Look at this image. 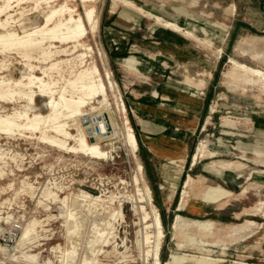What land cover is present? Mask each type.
Returning <instances> with one entry per match:
<instances>
[{"label":"rangeland","instance_id":"obj_1","mask_svg":"<svg viewBox=\"0 0 264 264\" xmlns=\"http://www.w3.org/2000/svg\"><path fill=\"white\" fill-rule=\"evenodd\" d=\"M37 1L40 3L39 6ZM175 1L160 0V3L169 4ZM111 2L112 0H94L88 3L89 7L95 8L97 29L91 30L88 27V34L83 41L84 49L79 47L80 53L87 54V67L97 66L103 80L110 72L111 79L118 87L116 90L108 91L110 110L102 109L100 103L102 98L94 99L86 113L91 112L90 107L92 106L102 109V114L94 118L93 114H89L83 118L84 126H88L87 132H90L89 137L99 131V122L106 123L107 133L102 135L100 145L110 151V156L108 159L101 160L82 154H72L42 142L39 139V133L25 132L23 135L19 133L2 135L0 133V151L7 163L6 165L0 163V166L5 167L6 172L0 179V218H2L0 220V247L3 246L6 249L2 247L5 251L0 252L8 254V256H3L0 253V259L4 261L2 264H65V262L66 264H83L85 260H88V264H150L146 260V246L142 245V231L144 232L142 215L135 213L131 201V197L135 195L138 198V187L147 195L146 186L150 188L153 198V204L148 202L147 210L153 214V206H155L163 223L165 237L160 252L161 264L170 261L172 256L171 264H264L255 259L259 256L257 254L259 251L255 248L260 247L264 239V224L261 221L248 216L234 220L230 213L231 209L213 210L202 218H195L182 212H173L171 207L167 212L158 202L152 193V187L148 184L139 140L137 139L140 147L137 153L131 156L124 140L116 135L113 123L123 125L128 120L137 137L126 101L128 82L137 81L134 78L136 75L133 74L137 66L135 59H127L123 62V66L119 67L113 64L107 56L105 46L101 41V22L107 15ZM3 3L4 0H0V5ZM205 3L202 2L199 12L201 21H205L204 19L207 18L205 15L209 12ZM64 4H67L66 0H51L50 3L44 0H24L21 8L16 7V10L11 11L12 16L9 19L7 30L23 34L36 29L45 23V17L52 9L60 8ZM68 6L73 9L76 17L84 16V6L79 0L68 1ZM168 7L167 11L175 14V9ZM219 12L217 10L215 15L208 18L213 22L210 26L200 22L196 31L187 29L199 38L187 36L192 41L193 50L208 61L209 66L215 65L216 68L212 71L211 68L205 69L198 63L194 67H187V70L177 67L178 72L183 73V76H180L174 73L175 64L169 63L165 79L182 77V80H186L188 77L189 82L195 83L199 79L205 80L207 72H212L209 91L204 90L203 92L210 96L209 109L213 113L198 135L196 142L198 152L195 160L205 157L207 153L214 157L215 153L209 150H215L216 158L205 162L216 161L213 167L217 171L235 169L237 172L233 175L241 174L242 178L237 183L239 193L235 191L231 193L225 189L226 187L223 188L211 182L205 183L202 180L195 185L200 192L205 190L207 201L216 202L223 197L227 199L233 197V210L252 212L258 214L259 217L261 215L264 217V82L247 75L230 62L231 58H234L250 67L264 71V29L260 27L251 29L245 25L234 24L231 28V33H234L232 39L222 42L223 40H219L216 35L226 33L227 30L224 31V29L228 27L218 23L219 18L222 17ZM6 19L7 15H4L2 20ZM3 31L0 30V32ZM56 45L57 50L67 47L61 43H56ZM68 47L71 50L72 44ZM52 50L56 51V49ZM15 51L3 53L0 49V77L19 79L26 72L24 64L27 59ZM78 54L68 56L58 54V57L54 58L72 60ZM33 57L39 58V53H34ZM131 60H134V65ZM31 62L38 67H44L43 63L35 59ZM171 66L175 69L170 68ZM62 67L63 75L69 78L71 76L70 66L64 64ZM35 73L42 75V69L36 68ZM54 76L55 80H59V86H63L64 81L60 80L57 74ZM121 100L125 103V112L118 108V102L121 103ZM46 101L44 97H36L37 110L43 114L48 113L45 106ZM24 105L25 102L0 101V114L5 116L14 112L15 109L23 110ZM71 124H73L71 132L76 135L78 124L76 122ZM138 164L143 166L141 173L138 170ZM227 165L231 167H225ZM240 165L242 167H239ZM135 176L140 178L139 186L135 182ZM46 191L56 193L58 197L68 198L70 208L74 207L72 204L74 196L83 191L94 196L103 195L107 201L105 208H111L104 211L100 208L96 211L87 205L86 207L77 206L75 211L78 212L77 216H80L81 229L72 237L69 233L70 226L64 219L66 207L58 201L54 202L45 198ZM112 196H115L114 204L109 203ZM120 204L125 213V220L121 222L116 217H110L109 214L113 212V209L117 210ZM179 216L190 223L194 221L211 222L212 226L208 231L192 227L183 228L179 235L173 228ZM34 219L41 221V225L37 227L38 237L25 243L20 252L17 251V242L12 247L2 244L1 235L11 223L20 222L26 227ZM107 220L111 225H115H106ZM94 222H97L98 227L103 228L105 232L111 230L113 232L114 229L115 238L107 245L108 247L102 246V240L105 237L101 239V242L96 244L93 254L90 252L91 248H88L92 244L89 241L95 236ZM249 229L259 230L261 233L254 238L246 253L224 250L234 241L232 236L238 238L240 231ZM72 246H75L76 252L72 258L66 260L67 257L63 253L71 250ZM114 246L117 248L115 252ZM23 253L36 255V259L29 261L25 259ZM12 254H16V257L10 259ZM246 255H252L254 258L248 259Z\"/></svg>","mask_w":264,"mask_h":264},{"label":"crops","instance_id":"obj_2","mask_svg":"<svg viewBox=\"0 0 264 264\" xmlns=\"http://www.w3.org/2000/svg\"><path fill=\"white\" fill-rule=\"evenodd\" d=\"M202 2H206L204 5L209 11L205 21H201L199 13ZM110 5L101 22V41L113 64L121 67L127 59L136 60L137 70L133 74L137 81L128 82L126 101L141 145L146 178L158 202L167 212L171 207L173 212L195 218H202L213 210L231 209L234 220L248 216L264 224L263 215L259 217L252 212L233 210V197L207 201L205 190L200 192L196 187L195 184L202 180L226 187L231 193H239L237 183L242 175H233L237 172L235 169L217 171L213 167L216 161L205 162L216 158L215 150H209L215 153L214 157L207 153L205 157L195 160L198 135L213 113L209 109L210 96L203 92L209 91L212 72H207L205 80L199 79L195 83L189 82L188 77L186 80H182V77H165L169 63L175 64L176 69L170 68L180 76L183 73L178 72L179 67L187 70V67H194L198 63L213 71L216 66H209L208 61L193 50L189 36L166 27L163 22L162 25L155 18L159 16L176 23L185 31H196L200 22L209 26L213 24L208 18L219 10L222 17L218 23L228 29L216 37L226 42L232 39L234 33H231V28L234 24L264 29V0H176L169 4L160 3V0H112ZM168 6L175 9V14L167 11ZM260 233L259 230L250 229L240 231L239 237L232 236L234 241L224 250L246 253ZM255 250L259 251L255 259L264 263V239ZM246 256L248 259L254 258L252 255Z\"/></svg>","mask_w":264,"mask_h":264},{"label":"bare ground","instance_id":"obj_3","mask_svg":"<svg viewBox=\"0 0 264 264\" xmlns=\"http://www.w3.org/2000/svg\"><path fill=\"white\" fill-rule=\"evenodd\" d=\"M44 1L50 3L51 0ZM68 1L76 0H66L67 4H64L60 8L52 9L50 13L46 15L45 23L43 25L36 29L26 31L23 34H19L16 31H9L7 30V26L9 24V19L12 16L11 11L16 10V7H18V9L21 8L24 0H4V3L0 5V30H4L3 32H0V49L3 53L16 50L27 59V62L24 64L26 72L23 73L21 78L6 79L4 77H0V101H15L19 103L25 102L23 110L15 109L14 112L5 116L0 114V133L2 135H15L17 133L23 135L25 132H30L31 134L39 133V139L42 142L57 147L61 150H65L72 154H82L94 159H108L110 156V151L105 150L100 145L102 135L107 133L106 123H104V121L99 122V131H97V133L95 132V135H91L89 137L88 133L90 132H87L88 126H84L83 118L89 114H93V118L98 117L102 114V109L110 110L108 91L116 90L118 87L117 84L111 79L110 72L105 78V81L101 77L97 66L87 67V54L80 53L79 51V47L84 49L83 41L88 34V27H90L91 30H94L97 27L95 8L88 6V3L93 2L94 0H79L84 6L85 10L83 17H76L73 14L74 11L68 6ZM36 3L39 6L40 3L38 1ZM125 3L129 4L128 2ZM4 15H7V19L3 21L2 17ZM155 18L157 21L163 22L166 27L172 28L178 32H182L189 37H194L192 33L185 31L176 23L164 20L159 16H155ZM56 43H61L67 47L57 50L58 46ZM70 44H72L71 50L70 47H68ZM52 49H56V51H53ZM36 52L39 53V58L33 57L34 53ZM58 54H60L59 56H68L74 54L78 55L72 60H58L54 58L55 56L58 57ZM32 59L39 61V63H43L44 67L42 68L32 64ZM230 62L233 66L240 69L247 75L264 82V71L238 63V61L233 59H231ZM64 64L70 66L71 76L69 78H66L63 75L64 70L62 65ZM36 68L42 69V75H37L35 73ZM54 74H57L60 80L64 81L63 86H59V80L54 79ZM37 96L47 99L45 103V106L48 110L47 114H43L37 110ZM98 98H102L100 101L102 104V109H96L95 107L91 106V112L86 113L88 106H90L92 103V100ZM118 108L124 112L126 111L125 103H123L122 100L121 103L118 102ZM72 122H76V124H78V133L76 135L71 132V126L73 125L71 124ZM128 122L129 121L126 120L123 125L115 122L113 125L115 127L116 135H119L124 140L130 155L134 156L137 153L139 146L137 137L130 126L131 124L129 125ZM95 129L97 130V128ZM198 156L199 154L197 157ZM0 163L5 165L7 164L1 151ZM137 167L141 173L143 166L138 164ZM4 168L0 166V179H2V177L6 174ZM135 182L139 186L140 178L138 176H135ZM137 191L138 198L136 195H132L133 197H131V201L133 203V210L135 213L142 215L141 221L144 224V232L142 231V245L146 246V260L148 263L150 262V264H161L160 252L165 235L160 213L155 206H153V214L147 210L148 202L153 204L151 190L148 186H146L147 195L140 187H138ZM44 197L53 200L54 202L58 201L66 207L64 219L65 222L70 226L69 233L71 236L75 235L77 231L81 229V222L79 221L80 216L78 217V212L75 211L77 206L87 205L89 207H93V210L96 211L100 208L103 211L107 208H111H105V203L107 201L103 198V195L94 196L85 191L74 196V199L72 200V204L74 206L73 208L69 207L67 202L68 198L58 197L56 193L53 194L50 191H46ZM114 201L115 196L110 197L109 203L114 204ZM121 206L122 204L117 207V210L113 209V212L109 213L110 217H116L120 222L125 220V213ZM80 211L82 210L80 209ZM1 219L2 218H0V220ZM38 225H41V221L34 219L30 221L26 227L25 225L23 226L20 238L17 241V251L20 252L21 247L25 243L38 237ZM106 225L111 224L108 221ZM211 226V222L194 221L190 223L179 216L173 228H175L177 234L181 235V230L183 228L192 227L203 231H208ZM93 228V233L95 236H93V240L91 239V241H89V243L91 242L92 244L90 247L88 245V249L91 248L90 252L94 254L96 244L101 242V239L105 237L102 240V246L108 247L107 245L111 243L112 239L114 240L115 236L113 233L114 229L113 232H111L112 230L105 232L103 228L98 227L97 222L94 224ZM139 243L140 241L138 240V244ZM2 247H0V251H5L3 249L5 247ZM72 247L73 248L71 250H67L65 253H63L67 257L66 260L72 258L76 252L75 246ZM113 250L114 252L117 251L116 246L113 247ZM0 253L3 256H8L6 253ZM15 257L16 254L10 255V259ZM24 257L29 261L36 259V255L24 254ZM172 259L173 256L171 257V260L165 264H171ZM174 260H177V258H174ZM3 262L0 259V264ZM83 264H88V260H85Z\"/></svg>","mask_w":264,"mask_h":264},{"label":"built area","instance_id":"obj_4","mask_svg":"<svg viewBox=\"0 0 264 264\" xmlns=\"http://www.w3.org/2000/svg\"><path fill=\"white\" fill-rule=\"evenodd\" d=\"M23 225L20 222L11 223L1 235V242L6 247H12L20 237Z\"/></svg>","mask_w":264,"mask_h":264}]
</instances>
